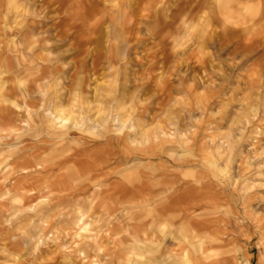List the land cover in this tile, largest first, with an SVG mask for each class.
Wrapping results in <instances>:
<instances>
[{"label": "rangeland", "instance_id": "374dc122", "mask_svg": "<svg viewBox=\"0 0 264 264\" xmlns=\"http://www.w3.org/2000/svg\"><path fill=\"white\" fill-rule=\"evenodd\" d=\"M2 117L0 264H264V0H0Z\"/></svg>", "mask_w": 264, "mask_h": 264}, {"label": "crops", "instance_id": "0c3cea01", "mask_svg": "<svg viewBox=\"0 0 264 264\" xmlns=\"http://www.w3.org/2000/svg\"><path fill=\"white\" fill-rule=\"evenodd\" d=\"M7 118H8V117H7ZM7 118H3V117L0 118V130H1V126L3 125L2 122L5 121V119L7 120ZM9 118H10V117H9ZM9 118H8V119H9ZM63 184H64V183H61V184L59 185V187H62ZM63 190H65L64 187H62L61 190H58V189H57L58 192H59V191L61 192V191H63ZM81 221H82V218L79 216V217L75 220V222H73V225H74V226H77L78 229H79V228H80V223H81ZM71 228H72V229H76L75 227H71Z\"/></svg>", "mask_w": 264, "mask_h": 264}]
</instances>
